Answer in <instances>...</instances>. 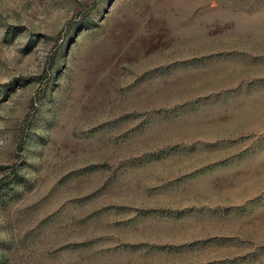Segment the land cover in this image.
Returning <instances> with one entry per match:
<instances>
[{"label": "rangeland", "instance_id": "rangeland-1", "mask_svg": "<svg viewBox=\"0 0 264 264\" xmlns=\"http://www.w3.org/2000/svg\"><path fill=\"white\" fill-rule=\"evenodd\" d=\"M0 264H264V0H0Z\"/></svg>", "mask_w": 264, "mask_h": 264}]
</instances>
